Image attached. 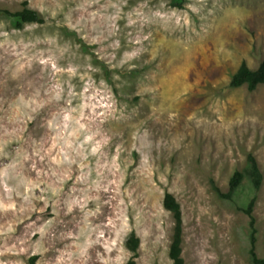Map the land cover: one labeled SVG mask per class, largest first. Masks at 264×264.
Returning <instances> with one entry per match:
<instances>
[{
	"label": "rangeland",
	"instance_id": "374dc122",
	"mask_svg": "<svg viewBox=\"0 0 264 264\" xmlns=\"http://www.w3.org/2000/svg\"><path fill=\"white\" fill-rule=\"evenodd\" d=\"M25 2L43 24L17 29L4 14ZM190 3L200 12L186 8ZM263 59L264 0H183L182 7L172 0H0V145L10 140L0 173L17 150L31 155L38 145L50 147L45 141L54 133L46 121L68 108L82 111L81 123L95 141H108L89 157L87 170L72 165L73 179L56 196L41 191L47 183L57 186L55 177L39 171L42 162L35 169L24 163L28 179L46 181L29 201L6 193L0 182V264H119L132 232L150 248L154 224L147 238L136 228L122 230L135 223V214L148 225L149 178L159 183L166 166L170 183L181 166L185 171L187 195L176 199L184 264H253L250 219L240 210L253 195L248 179L232 200L213 188L227 193L249 154L263 177L253 209L255 252L263 258L264 83L254 91L230 85L243 62L255 70ZM41 103L36 112L24 108ZM25 111L32 119L20 115ZM113 161L111 170L104 167ZM41 195L46 206L32 199ZM159 212L167 251L157 245L147 264H173L174 218L163 203ZM117 231L123 251L109 250ZM146 259L139 247L137 264Z\"/></svg>",
	"mask_w": 264,
	"mask_h": 264
},
{
	"label": "clouds",
	"instance_id": "9594fccd",
	"mask_svg": "<svg viewBox=\"0 0 264 264\" xmlns=\"http://www.w3.org/2000/svg\"><path fill=\"white\" fill-rule=\"evenodd\" d=\"M186 8H190L192 12L199 13L200 7L195 6L190 3L186 5ZM194 31V29H193ZM59 95L56 96V100H59ZM43 107V104H37L35 107H31L30 104H24L25 109H30L31 112H36L39 108ZM19 112V109L17 110ZM72 113H78V116L71 115ZM20 115L26 119H32V116L29 115L27 111L20 113ZM83 116L82 111L79 109L68 108L65 110V114L62 116L59 114H54L50 120L46 121V127L50 129L54 135H50L47 139V143H50V147L44 148L43 145H38L34 148L33 153L30 155L27 151L17 150L16 157L14 158V162L9 164L2 173H0V182L4 184V190L6 193L11 194L15 192L17 196H23L25 201H29V198L32 196V189L40 187V184L46 183V181L41 180L39 175L35 181L28 179L24 175V163L25 161L30 162L31 168L35 169L37 163H41L40 172L43 175L48 176L49 173L51 176L55 177V184L57 186H53V183H47L46 189H41L44 191H51L53 196L58 195L61 190L63 184L69 180L73 179L72 165L76 164L80 168L87 170L88 169V160L91 156H97L101 151V147L104 144H107V139H103L100 141H95L94 136L95 133H88L86 131V125L81 123L80 117ZM69 121H72V128L69 129ZM67 130V131H66ZM10 143L9 139H5L3 144L0 145V154L4 156H9V152L4 149L7 148ZM87 149V151H85ZM54 150H57L54 152ZM119 154V149L118 153ZM44 165H47L49 171L44 172ZM104 167H115V162L113 161L111 165H104ZM171 171L170 166H166L164 172L159 175L157 181L151 180L149 178V183L151 184V191L154 195V203L153 210L149 214V223L147 226H142V222L139 214L134 215L135 223L131 226H125L122 230L124 234H128L136 228L138 230V235H142V237L147 238L152 235L151 227L154 224L157 229L156 234L153 236L151 240V247H147L146 245L149 243L146 239H141L140 250L147 253V261L152 259V255L156 249L157 245H161L165 248V252L167 251V239L165 228L161 227L163 224V220L161 219V213L159 212L160 205L165 201L167 196H172L174 199H184L187 195L186 185L183 181V177L185 175L184 167L181 166L180 170L175 174V179L171 181L168 180V173ZM87 171L81 172V176L86 175ZM101 173L97 172V177H100ZM80 177H77L79 179ZM9 181H11V186ZM96 181H93L95 184ZM23 187V193L20 192V188ZM107 190V189H105ZM11 197L9 196V199ZM32 199L44 200L45 206L47 205V200L43 195L39 197H32ZM12 205H9L11 207ZM30 207H34L29 204ZM83 207V205H81ZM23 209H21L22 211ZM38 211H43V208L37 209ZM69 211H71V207H69ZM91 214V213H90ZM170 215V213H169ZM111 223V221L109 222ZM115 227V226H113ZM100 237L104 236L103 232L99 233ZM114 241H109V250L112 247H119L123 251V236L121 232L117 231L114 233ZM88 245L86 244L85 247ZM134 253L132 251H123V256H117L116 260L119 264H123L125 260L131 259ZM163 256V253H161Z\"/></svg>",
	"mask_w": 264,
	"mask_h": 264
},
{
	"label": "trees",
	"instance_id": "16d2710c",
	"mask_svg": "<svg viewBox=\"0 0 264 264\" xmlns=\"http://www.w3.org/2000/svg\"><path fill=\"white\" fill-rule=\"evenodd\" d=\"M174 5L182 7L183 0H172ZM4 14L14 19L17 29L22 28L26 24H43L45 21L42 16L35 10L27 7V2L24 3V8L16 12L5 10ZM264 83V59L260 62L259 67L251 70L246 63H242L231 79V87L237 88L246 85L250 91H254L258 85ZM244 179H248L253 195L248 199L244 206L240 207L250 219V257L253 264H264V257L260 258L255 252L257 229L255 225V217L253 216V209L256 202V192L260 189L262 184V174L258 167L257 161L252 154L247 157V167L243 171H236L230 181L229 190L223 193L216 185L213 184L216 194L224 200H232L240 191ZM163 207L172 213L175 226L172 242L169 248V258L173 264H184L182 258V235H183V218L180 204L172 196H167L163 202ZM139 238L135 233H131L126 241V247L129 251L134 253L133 257L125 264H137L136 258L138 256ZM34 259V258H33Z\"/></svg>",
	"mask_w": 264,
	"mask_h": 264
}]
</instances>
